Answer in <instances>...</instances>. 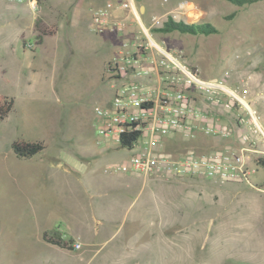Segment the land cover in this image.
<instances>
[{
  "label": "rangeland",
  "instance_id": "obj_1",
  "mask_svg": "<svg viewBox=\"0 0 264 264\" xmlns=\"http://www.w3.org/2000/svg\"><path fill=\"white\" fill-rule=\"evenodd\" d=\"M46 2L74 11L72 5L77 0ZM148 3L150 7L144 18L150 22L154 17L173 16L186 23L209 22L217 29L216 34L209 36L154 33L165 48L182 52L204 78L227 79L226 72H229L230 80L244 77L253 89L264 91V0H255L244 7L226 0H149ZM52 17H40V9L31 13L24 5L0 0V95L13 98L15 103L14 110L0 121V264H72L70 258L86 247L67 252L42 240L44 232H59L75 238L70 226L88 210L85 186L58 168L56 159L65 154L59 149L66 144L73 145V149L82 142L89 145L91 153L97 155L90 168L112 155V149H105L111 143L99 139L95 114L96 109L108 108L111 103L109 88L108 84L91 85L92 74L99 70L100 59L118 60L123 43L132 50L130 45L135 35L126 32V39L111 31L98 35L95 54L91 45L82 43L81 37L67 40L68 31H61L60 41L44 37L37 46L36 27L47 26ZM54 18L62 25L60 19ZM74 27L73 34L79 35L82 27L89 32L86 22L85 25L77 22ZM136 31L141 32L140 27ZM30 44L34 45L32 49L27 48ZM55 47H60V53H56ZM82 49L91 53L88 61L83 59ZM88 127L89 133L83 134L82 129ZM19 139L41 141L45 149L30 159H18L10 145ZM221 146L218 140L208 145L210 149H221ZM135 152L118 149L117 157L122 163L128 162ZM258 171L259 176H264L261 165ZM197 183L202 186L162 181L154 185L160 200L158 207L167 216L171 215L165 223L191 231L195 230L190 227L194 225L195 214L201 213L197 219L202 220L217 218L212 232L214 242L228 239L229 244L243 249L249 246L247 261L264 264L261 222L256 223L253 220L256 216L250 214H234L238 209H258L259 203L252 205L253 198L244 194L232 203L235 192L229 190L232 186L214 180ZM225 208L233 213L228 216L221 213ZM238 225L244 231L233 238ZM203 226L204 223L196 228ZM102 253L93 264H104L105 252ZM229 262L233 260L227 259L226 263Z\"/></svg>",
  "mask_w": 264,
  "mask_h": 264
},
{
  "label": "built area",
  "instance_id": "obj_2",
  "mask_svg": "<svg viewBox=\"0 0 264 264\" xmlns=\"http://www.w3.org/2000/svg\"><path fill=\"white\" fill-rule=\"evenodd\" d=\"M10 1L31 13L39 8V0ZM116 11L135 12L133 0H107L92 8L89 29L95 34L112 29L123 34L129 21L116 18ZM164 19L154 17L146 27L140 25L132 50L125 51L128 44L123 43L120 58L107 63L114 93L108 108L95 111L97 132L116 141L121 135L140 133L130 160L110 169L165 181L204 178L257 188L252 176L259 168L257 157H264V91L253 89L244 77L230 80L229 72L227 79L204 78L182 52L155 39L153 29L162 27ZM177 134L185 140L202 135L232 144L174 156L162 143ZM71 246L81 249L77 241Z\"/></svg>",
  "mask_w": 264,
  "mask_h": 264
},
{
  "label": "crops",
  "instance_id": "obj_3",
  "mask_svg": "<svg viewBox=\"0 0 264 264\" xmlns=\"http://www.w3.org/2000/svg\"><path fill=\"white\" fill-rule=\"evenodd\" d=\"M106 1L77 0L72 5L75 6V10L69 11L68 8L63 9L51 6L45 0L38 8V11L40 9V17L53 16L47 26L55 25L57 27L55 35L47 38L58 39L61 37V31H64V33L68 31L67 40L72 39L73 36L81 37L82 43L91 45L90 48H93L92 50L95 54L98 49L96 38L101 34H95L89 29L91 24V9L103 6ZM148 1L133 0L135 12H115L116 18H127L129 21V27L123 34L118 33L115 29L106 32L111 31L125 38L126 32L134 33L133 35H135L140 25H143V27L149 25L150 21L144 18L147 8L150 7ZM55 16L56 19H60L62 25L56 23ZM77 22L82 23V25H85L86 22L89 32L85 31L84 27H82V33L80 32L79 35L78 33L73 34L72 31ZM145 23L148 24L146 25ZM135 37L134 39L132 38V44ZM43 38L41 43L38 44L39 46L42 44ZM57 41L60 40L58 39ZM82 50L85 51L82 56L83 59L88 61L91 53H89L88 49ZM55 51L56 53H60V47H57ZM94 54L92 57H94ZM98 63L99 70L97 69L92 74L94 83L92 82L91 85L99 87L103 84H108L109 87L107 86V88H109L110 93L109 90H106L110 94V100H112L114 91L111 85V78L105 74L108 61L104 58L100 59ZM82 133H89V127L83 128ZM196 138H202V135H198ZM99 139L106 143H111L110 145L107 144L105 149L106 151H108V148L112 149V155L105 157V162H97L98 165L95 168H90L89 166H93L94 161L92 162V160L97 155H93L91 147L82 144L83 142L76 149L71 148L73 146L71 144L62 145L59 151L65 154L56 159L58 168L62 173L74 178L76 182L78 181L77 183H82L85 186V195L87 200H89V203H87L88 210L85 215L70 226L75 238L67 235L73 241L80 243L81 249L82 247H86L87 249L72 256L70 263L93 264L98 256L103 254L102 252H105L103 255L104 264H241L242 261H245V264H258L255 261H247L246 256L248 255L247 249L249 246L245 247L244 250L242 247H238L232 243L229 244L227 242L228 239L220 242L213 241L212 232L216 221H218L217 218L210 217L202 220L197 219L200 218L201 213L195 214L196 220L194 219L193 224L196 226H190L195 228V230L191 231L182 230L179 226L175 227L174 225L165 223V220L171 217V215L167 216L164 210L158 207L160 200L158 199L154 185L160 181L166 184L179 182L174 181V179L165 181L153 177H144L131 171L116 172L110 169L117 164H122L117 157V152L118 149L123 148H120L119 141L112 138L99 137ZM171 140L172 138L164 139L162 143L163 150L173 149ZM203 152L206 151L204 150ZM253 179H255L253 183L258 186L257 188H251L244 184L227 185L232 186L229 188L230 191H235L232 193V203L235 202L237 196L240 194L253 198L252 205L254 202L259 203L258 209H256L257 207L238 209L234 214L256 216L253 220L256 223L259 220L262 224L261 227L264 228V176H259L258 171ZM205 212L202 211V213ZM221 213L228 216L233 211L225 208ZM174 214L175 212L173 211V217ZM202 223H204L203 227H200V229L196 228ZM243 231L240 225H238L232 237H236ZM46 245L50 244L46 243ZM109 247H112V249ZM107 249L109 251H106ZM227 259L233 260V262L226 263Z\"/></svg>",
  "mask_w": 264,
  "mask_h": 264
},
{
  "label": "trees",
  "instance_id": "obj_4",
  "mask_svg": "<svg viewBox=\"0 0 264 264\" xmlns=\"http://www.w3.org/2000/svg\"><path fill=\"white\" fill-rule=\"evenodd\" d=\"M45 0H39V5L44 2ZM227 2L237 6V7H244L250 5L255 2V0H226ZM57 32V27L55 25L49 26H37L36 27V41L35 44L38 45L41 43L43 37H52ZM179 33L182 35H192V36H209L212 34H216L218 31L217 29L209 22H200V23H186L184 21L176 20L173 16H167L164 19L162 27L153 29V33L158 35L159 33ZM140 50L136 51V55L140 54ZM185 57V56H184ZM106 72L107 66H106ZM107 75L109 73L107 72ZM110 78V76H108ZM14 109V99L7 98L6 96L0 95V121L6 119L9 114ZM140 133H132V134H124L121 135L119 138V146L120 148H124L127 150H132L136 141L139 137ZM212 140L210 137L202 136V138H195L191 140H185L180 135H174L172 137V144L173 149L170 148L169 150H165L168 153L173 154L174 156L179 155L180 153H184L187 150H194L197 153H201L204 150L208 151V145L210 146ZM221 143L222 146H221ZM219 145L224 147L227 144H232L231 141H220ZM11 151L13 152L14 156L18 159H30L45 149V145L43 142H29L23 139L15 140L10 145ZM210 149V148H209ZM257 162L264 168V157H257ZM208 180L204 178H184L179 179L176 178L174 181L179 183L193 185L194 187H198L199 183L197 181ZM198 184V185H197ZM227 184H235V183H227ZM42 240L47 244L55 246L57 248L67 250V251H75L72 248L73 239L67 238L63 239L62 235L59 232H52L51 234L44 232L42 234Z\"/></svg>",
  "mask_w": 264,
  "mask_h": 264
}]
</instances>
